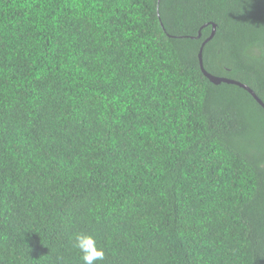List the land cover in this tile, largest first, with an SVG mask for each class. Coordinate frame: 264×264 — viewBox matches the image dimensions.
Instances as JSON below:
<instances>
[{"label":"trees","instance_id":"trees-1","mask_svg":"<svg viewBox=\"0 0 264 264\" xmlns=\"http://www.w3.org/2000/svg\"><path fill=\"white\" fill-rule=\"evenodd\" d=\"M256 98L264 0H0V264H264Z\"/></svg>","mask_w":264,"mask_h":264},{"label":"clouds","instance_id":"clouds-1","mask_svg":"<svg viewBox=\"0 0 264 264\" xmlns=\"http://www.w3.org/2000/svg\"><path fill=\"white\" fill-rule=\"evenodd\" d=\"M72 247L80 253L82 264H103L105 260L104 248L99 246L95 236L90 233L74 234Z\"/></svg>","mask_w":264,"mask_h":264},{"label":"water","instance_id":"water-1","mask_svg":"<svg viewBox=\"0 0 264 264\" xmlns=\"http://www.w3.org/2000/svg\"><path fill=\"white\" fill-rule=\"evenodd\" d=\"M214 30H215V27H214V25H213V26H212V31H211V34H210L209 38L206 39V40L202 43V45H201V47H200V50H199V52H198V62H199V67H200L201 71L204 73V75H205V76H206L211 82H213V83H215V84H218V83H220L221 81H224V82H230V81H228V80H225V79H222V78H217V77L212 76L211 74L207 73V72L204 70V68H203V64H202V48H203L205 42H207V41L213 36V34H214ZM199 36H200V34H198L197 37H199ZM231 82H232V81H231ZM238 84H239V83H238ZM239 85L242 86V87H244L245 89H247V90L252 94V96L255 97L254 93H253L250 89H248L246 86H244V85H242V84H239ZM256 100H257V101H258V102L264 107V104H263L258 98H256Z\"/></svg>","mask_w":264,"mask_h":264}]
</instances>
